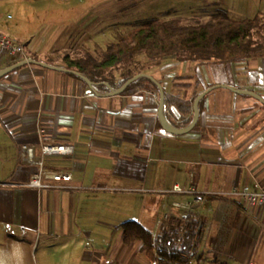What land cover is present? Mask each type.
I'll list each match as a JSON object with an SVG mask.
<instances>
[{"label":"crops","instance_id":"obj_1","mask_svg":"<svg viewBox=\"0 0 264 264\" xmlns=\"http://www.w3.org/2000/svg\"><path fill=\"white\" fill-rule=\"evenodd\" d=\"M79 29L61 32L71 38ZM84 31L81 51L99 46L97 26ZM1 34L27 41V55L52 67H62V59L45 58L53 51L69 58L79 52L54 44L48 32ZM18 61L0 56V70ZM145 74L161 86L163 119L176 129L192 121L195 96L211 89L197 103L192 130L165 132L159 89L148 85L111 95L40 64L0 77V264H152L141 244H123L113 208L127 212L152 194L163 212L185 198L168 192L174 184L209 194L194 217L202 233L193 263L264 264V208L229 194L264 191V106L238 93L264 101V58L198 64L166 57ZM174 99L191 103L190 111H179ZM44 144L73 147L43 162L72 180L27 188L36 167L19 150L30 146L40 155Z\"/></svg>","mask_w":264,"mask_h":264},{"label":"trees","instance_id":"obj_2","mask_svg":"<svg viewBox=\"0 0 264 264\" xmlns=\"http://www.w3.org/2000/svg\"><path fill=\"white\" fill-rule=\"evenodd\" d=\"M139 55L146 59L149 68L143 66L141 71H135L138 67L135 59ZM166 57L198 64L244 63L250 59L264 58V13L259 12L252 18L233 19L228 13L217 11L205 21H185L180 17L152 18L119 34L104 49L96 46L92 51L77 52L70 58L56 50L45 58L53 61L62 59L61 69L66 73L86 79L91 87L106 91L119 89L135 75L145 74L150 68L159 66ZM28 59L36 61L35 65L44 61L34 54ZM117 76L120 78L118 81ZM147 85L158 91L154 81L140 77L133 80L120 95H128L136 87L145 88ZM173 103L181 112L184 107L187 111L191 109V103L179 99H174ZM190 122L187 120L184 128ZM200 223L197 218L190 217L182 235L167 233L158 241L157 236H153L141 224L125 221L120 224L121 238L125 246L141 244L139 250L149 263L195 264L192 260L196 250L192 252V248L197 249L201 238L202 229L198 230ZM196 236L199 238L196 239Z\"/></svg>","mask_w":264,"mask_h":264},{"label":"rangeland","instance_id":"obj_3","mask_svg":"<svg viewBox=\"0 0 264 264\" xmlns=\"http://www.w3.org/2000/svg\"><path fill=\"white\" fill-rule=\"evenodd\" d=\"M217 11L226 12L233 19L252 18L259 12L264 13V0H0V33L12 36L30 33L32 37L48 32L54 44L64 42L76 46L73 51L83 52L81 48L87 39L84 37L80 41L79 36L93 26H97L95 39L104 49L119 34L152 18L205 21ZM66 25L70 30L80 29L71 33L70 38L61 32ZM135 60L138 63L135 71H141L143 66L149 68L144 57L139 55ZM145 198L138 206L131 203L127 212L115 206V222H143L146 230L156 237L162 222L160 209L164 204L152 194Z\"/></svg>","mask_w":264,"mask_h":264},{"label":"built area","instance_id":"obj_4","mask_svg":"<svg viewBox=\"0 0 264 264\" xmlns=\"http://www.w3.org/2000/svg\"><path fill=\"white\" fill-rule=\"evenodd\" d=\"M27 41H17L9 35L0 33V56L10 60H22L28 58L27 55ZM73 147L67 145H51L44 144L39 148L40 155H36L33 147L22 146L20 148V159L26 164H31L36 167V173L31 175L27 188L32 189H46L50 188L49 182H70L72 176L70 173L58 172L48 168L45 163L46 156L53 155H71ZM176 195L185 197L182 200H175L170 202L164 207L162 214V222L159 225L158 241L161 240L162 235L167 233H176L182 235L186 230V225L190 217H195V213L203 203L205 198L209 195L207 193L196 190L194 187H184L179 184H174L168 191ZM232 196H238L244 200L249 207L260 206L264 208V191L259 190L257 187L249 188L243 187L239 191L229 193ZM217 196H220L216 194ZM202 229V225L198 224V230ZM199 237L196 236V239ZM196 249L192 248V252Z\"/></svg>","mask_w":264,"mask_h":264},{"label":"water","instance_id":"obj_5","mask_svg":"<svg viewBox=\"0 0 264 264\" xmlns=\"http://www.w3.org/2000/svg\"><path fill=\"white\" fill-rule=\"evenodd\" d=\"M35 62L36 61H33L32 59H28V58H26V59H22L21 61H18V62H16V63H14V64H12V65H10V67L9 66H7V67H5V68H3V69H1L0 70V77H2V76H4V75H6V74H8V73H10V72H12V71H14V70H16V69H18V68H20V67H23V66H25V65H31V64H35ZM41 66H43V67H45V68H50V69H54L55 71H60V72H67L66 70H64L63 68L61 69V68H57V67H51V66H49L48 67V65H46V64H43V63H39ZM140 77H145V78H148V79H150L152 82L154 81L153 80V78L152 77H150V76H148L147 74H137V75H135L132 79H130V80H127L119 89H110V94L111 95H118V94H121L124 90H125V88L130 84V83H132L133 82V80H137L138 78H140ZM84 81H85V83H87L88 81L86 80V79H84ZM154 83L157 85V87H158V89H159V96H160V103H159V113H158V119L160 120V123H161V126H162V128L165 130V132H168V133H170V134H175V135H183V134H186V133H188L190 130H192L193 129V127L195 126V124H196V122H197V119H198V102L201 100V98L205 95V94H207L208 92H210L209 90H211V89H209V90H206L204 93H201V94H199L196 98H195V100H194V102H193V119H192V121L190 122V124L187 126V127H185V128H183L182 130L181 129H176V128H174V127H172L171 125H169L166 121H165V119H163L164 117H163V115H162V109H163V99H164V94L162 93L163 92V90H162V88H161V86L157 83V82H155L154 81ZM227 88H229V87H227ZM229 89H231V88H229ZM238 93H242V94H245V95H249V96H251V97H253V98H255L256 100H258V102H260L263 106H264V101L258 96V95H256V94H254V93H251V92H244V91H239Z\"/></svg>","mask_w":264,"mask_h":264}]
</instances>
